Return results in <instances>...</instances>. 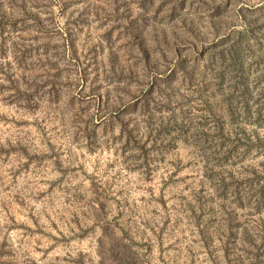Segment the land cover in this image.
<instances>
[{
  "label": "rangeland",
  "instance_id": "374dc122",
  "mask_svg": "<svg viewBox=\"0 0 264 264\" xmlns=\"http://www.w3.org/2000/svg\"><path fill=\"white\" fill-rule=\"evenodd\" d=\"M0 264H264V0H0Z\"/></svg>",
  "mask_w": 264,
  "mask_h": 264
}]
</instances>
